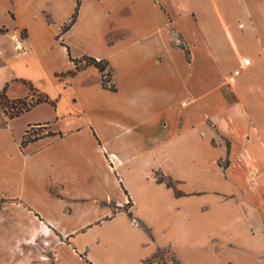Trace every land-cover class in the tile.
Returning a JSON list of instances; mask_svg holds the SVG:
<instances>
[{
	"label": "crops",
	"instance_id": "obj_1",
	"mask_svg": "<svg viewBox=\"0 0 264 264\" xmlns=\"http://www.w3.org/2000/svg\"><path fill=\"white\" fill-rule=\"evenodd\" d=\"M2 2L12 15L0 26V92L23 99L29 83L57 104L0 113V201H13L0 206V264H50L33 259L34 240L52 244L56 264L264 248L263 173L244 168L264 163V0ZM84 56L108 62L116 91L95 66L76 71ZM37 111L62 136L22 148L30 123L16 122ZM122 229L149 252L118 263Z\"/></svg>",
	"mask_w": 264,
	"mask_h": 264
},
{
	"label": "rangeland",
	"instance_id": "obj_2",
	"mask_svg": "<svg viewBox=\"0 0 264 264\" xmlns=\"http://www.w3.org/2000/svg\"><path fill=\"white\" fill-rule=\"evenodd\" d=\"M10 15H12V11L11 10L6 11L4 3L2 2V0H0V26L6 25L11 20ZM8 31L9 30L5 28V26L0 28L1 35L5 36ZM12 40L14 41V33H13ZM12 40L8 38H2V42L4 44L5 43L8 44L9 42H12ZM46 116L47 115L45 113L39 112V111L34 112L33 114H29V116L25 115L19 118L18 121L16 122V129L18 132H20L26 124L30 123L29 126L33 124H37L36 122L42 121L44 117ZM35 131H37L38 135L42 136V135H46L47 133H49L50 130L47 128L46 129L45 128H35ZM263 134H264V131H263ZM46 138H48L47 139L48 141H52L56 137H46ZM225 161H226V157H223L221 161V164L223 166L225 165ZM245 164H246L245 165L246 167H244L245 169H249V170L251 169L252 171L258 170L262 172L263 178L261 179L264 180V163L257 164V163L252 162V163H245ZM258 175H261V174H258ZM252 186L255 187L257 185L253 183ZM262 188L264 190V185L262 186ZM1 201H3L1 205L7 201L13 202V201L6 200V199H3ZM144 228L149 234L151 233L149 228H147L146 226H144ZM144 228L143 230H145ZM118 234L120 235L119 237L121 238V240H118L117 243H114L115 245L111 247V248H114V251L112 252H113L114 257L117 259L118 263L119 262L125 263L123 259L127 260V262H135L136 259L139 258L141 255H144L147 252H149V247L143 248L141 246L142 242L144 241L143 240L144 238L143 236H141L140 233H135L134 236L136 239L132 237L131 240L130 238H127V235L129 234L128 230L122 229L120 233ZM31 246L33 250L36 252L34 254L33 259H39L40 261H48L50 264H56L55 263L56 257L52 252L53 248H52L51 243L34 240L31 242ZM199 247H200V250H201V247H204V250L199 252L196 258L193 257L192 259L182 258L176 252L171 251L167 248H159V250L164 253V260L168 264H239L236 261V259H240L241 264H264V248L262 247L261 243L260 244L256 243L255 253L249 256H246L238 252L235 249L234 244L229 241H227L226 249L223 248V251H222V248L219 249L216 243L214 242L201 243V245L198 246V248ZM24 250L28 252L32 251L30 248L27 249V247ZM152 256H150L149 260L152 258ZM145 264H148V263H146L145 261ZM151 264H163V261L160 260V258H158V259L152 260Z\"/></svg>",
	"mask_w": 264,
	"mask_h": 264
},
{
	"label": "trees",
	"instance_id": "obj_3",
	"mask_svg": "<svg viewBox=\"0 0 264 264\" xmlns=\"http://www.w3.org/2000/svg\"><path fill=\"white\" fill-rule=\"evenodd\" d=\"M77 17V12L73 16L72 23L75 22ZM67 29V28H66ZM73 60V59H72ZM76 64V71H79L83 67L87 66H95L99 69V71L102 74V85L105 89H108L110 91H116V87L114 83L112 82V72L109 69V64L107 61L104 60H98L93 57L84 56L81 59L73 60ZM75 72H71V74H74ZM30 88V94L23 98V99H10L7 95V87L4 88L3 91L0 92V112H3L9 119H14L22 116L23 114L31 111L36 106L42 104V103H48L52 106L56 107V101H52L49 99L48 96L40 93L32 84L27 83ZM35 128H47L49 129V124H35L30 125L28 130L26 131L25 135L23 136V139L21 141V147L25 148L30 143L36 142L42 138L45 137H55V136H62V134H58L52 131H49L46 135H38L37 131H35ZM228 149H230V146L228 144ZM226 164H228V161H226ZM159 182H165L168 187L173 188L177 194H180L174 185V182L171 178H166L164 176L157 175ZM3 201H0V205ZM160 258V260L163 261V264H168L164 260V253L158 250L155 252L150 259L155 260ZM149 259L146 260V263L151 264V261Z\"/></svg>",
	"mask_w": 264,
	"mask_h": 264
},
{
	"label": "built area",
	"instance_id": "obj_4",
	"mask_svg": "<svg viewBox=\"0 0 264 264\" xmlns=\"http://www.w3.org/2000/svg\"><path fill=\"white\" fill-rule=\"evenodd\" d=\"M14 41L16 43V49L18 51H23L24 50V47H23V37L22 35L18 34L16 35V37H14ZM252 64V59L251 58H244L242 60V63L240 65L239 68L235 69L233 72H231L229 75H228V78H227V84L229 86H233L238 78L241 76L242 72L244 69L250 67Z\"/></svg>",
	"mask_w": 264,
	"mask_h": 264
}]
</instances>
